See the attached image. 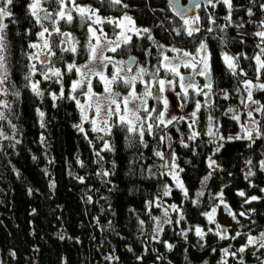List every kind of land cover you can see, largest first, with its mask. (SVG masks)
<instances>
[{"label": "trees", "instance_id": "16d2710c", "mask_svg": "<svg viewBox=\"0 0 264 264\" xmlns=\"http://www.w3.org/2000/svg\"><path fill=\"white\" fill-rule=\"evenodd\" d=\"M28 2L13 0L9 6L13 17L5 20L9 25L11 78L21 95L19 98L7 97L12 105L9 119L16 125L15 133L7 120L0 122V130L20 140L19 144H15L14 140H0L1 264H219L223 248L231 246L230 251L236 252L246 242L243 234L256 235L264 229V192L260 191L264 188V171L259 166V162L264 160V138L256 140L252 147H248L249 141L246 140L226 142L220 152L213 154L217 144L210 143V137L205 134L209 115L214 118L213 123L219 122L220 135L229 137L237 134L240 125L230 118L232 113L225 114L229 107L237 110L241 122L248 120V109L241 103V97L245 94L235 91L237 80L225 68L220 53H244L251 57L258 51L255 47L258 39L253 33L257 31V23L264 20V12L259 9L260 0H233L235 10L232 21L241 20L246 31L243 33L223 19L227 10L222 4L207 11L202 4L194 13L201 17L202 31L191 39L177 37L172 31L179 27L181 21L173 14L166 0H123L127 8L112 7L102 0H78V3L100 8L105 16L120 17L127 13L138 26L151 29L154 39L166 47L194 50L192 41L207 37L215 69L213 79L216 94L211 99V106H207L202 96L190 98L183 106L184 110H189L193 109L197 100L202 103L195 129L200 133L199 137L194 141L188 140V123L180 121L168 129L158 130L155 138L146 137L148 148L139 145L130 147L124 133L115 130L114 136L105 137L111 140L115 151L103 152L104 160L99 163L96 162L95 151L101 148L102 141L97 140V134L91 131H88V139H85L84 134L74 127L81 122L75 103L60 99L53 106L50 92H59L60 86L53 82L42 83L43 99L24 87L25 65L28 63L25 53L31 51L27 45L36 41L35 33L40 30L28 13ZM46 6L51 10L56 7L52 3ZM248 8H252L254 16H247ZM209 14L214 15L215 25L209 24ZM13 19L17 22L12 23ZM249 20L253 22L248 23ZM220 26H225V31H220ZM208 27H213L215 31L207 33L204 29ZM61 28L71 31L81 44L85 42L86 30L78 22L73 25L62 22ZM105 30L112 34L110 25ZM146 49H151V56L145 55ZM56 51L59 54V49ZM62 55L64 59L56 66L63 69L65 62H71L73 57L70 53ZM132 55L151 68L156 63L157 49L146 39L134 38L133 46L115 54L124 60ZM85 58L86 53L81 50L75 59L82 64ZM240 65L248 73L247 79L255 80L254 63L241 58ZM75 78L74 74L65 76L66 92ZM98 87L100 84H95L97 90ZM225 90L229 92L228 100L222 98ZM254 99L264 105V92H255ZM37 108L45 113L43 128L40 127ZM253 116L260 121L261 131L264 132V115L254 112ZM84 127L90 129L89 124ZM163 132L171 135L170 142L159 143ZM41 136L44 137L43 142ZM181 139L189 145L187 148L181 144ZM168 143L171 144L170 148ZM154 150L163 151L169 158L175 152L176 163L184 169L180 177L188 189L189 199L186 200L175 188L170 177L160 175L166 169L160 167L163 162L153 155ZM209 156L217 162L215 170L208 167ZM78 160L83 162V167ZM248 160L252 161L251 165L246 164ZM249 168L255 174L246 179ZM101 169L110 171L111 175L98 176L97 172ZM210 171L212 175L203 188L204 195L194 206L191 201L195 199V189L198 190L204 175ZM77 177H83L84 182L81 183ZM52 183L55 184L54 188L50 187ZM165 183L173 188L169 197L162 196ZM239 191H244L246 197L255 195L260 199L246 204V197L237 195ZM221 192L223 200L236 214V220L231 218L229 226L218 221L216 223L228 229L229 237L236 232L242 233L235 240L217 237L214 234L215 224H209L202 214L211 210L216 204L215 197ZM89 196L91 202L88 201ZM157 196H160L163 207L173 203L181 206L185 219L176 224L180 213L171 211L169 219L173 223L164 224L163 231L154 239L156 226L152 217H160L163 207H152L149 214L146 204ZM222 210L226 209L222 206ZM240 212H249L250 215L245 218L239 215ZM139 220L145 221L143 227ZM195 226H200L207 233L204 240L195 235L192 230ZM210 228L213 232H208ZM181 230L187 231V238L181 234ZM157 239L167 241L174 247L169 251L162 242H156ZM213 249L216 251L213 252ZM254 251L249 248L243 254L238 253L236 258L229 256L225 259L228 264H238L241 257L244 264H261L264 250L255 255ZM109 256L114 259H106Z\"/></svg>", "mask_w": 264, "mask_h": 264}, {"label": "snow or ice", "instance_id": "6c2138e0", "mask_svg": "<svg viewBox=\"0 0 264 264\" xmlns=\"http://www.w3.org/2000/svg\"><path fill=\"white\" fill-rule=\"evenodd\" d=\"M102 2H106L112 7H128L127 4L123 3V0H102ZM49 3L56 5L54 10L46 7ZM12 4L13 0H0V122L7 120L13 133H15L16 125L12 124L9 119L12 105L7 97L14 96L19 98L21 93L11 78L7 33L9 25L5 23L6 19L13 17L9 7ZM202 4L205 11L208 8L215 9L217 5L222 4L227 10V15L223 19L228 22L229 26L233 25L232 14L235 10L233 0H196L193 8L180 7L175 0H170L174 15L181 21L179 27L172 29L177 37L186 36L191 39L201 33V17L198 14L189 15V13L193 9L199 10ZM27 9L35 25L40 30L35 33L38 42H29L27 45L28 49L34 51L25 53L28 63L25 65L27 71L23 77L26 82L24 87L28 88L37 98L43 99L45 93L41 88L42 83L53 82L60 86L59 92H50L53 106H56V101L60 99H67L75 103L80 113L81 122L74 125V127L84 134L85 139H88V131H91L97 134V140L102 141L101 148L95 151V156L98 158L97 163L104 160L103 152L115 151L111 140L105 139V137L114 136L115 130L124 133V138L130 147L139 145L143 148H148L149 144L146 137L155 138L158 130L168 129L180 121L188 123L190 132L187 137L188 140L194 141L199 137L200 133L195 129L199 120L198 113L203 106L201 102L199 100L196 101L194 110L187 117L172 115L169 112V98L166 93L175 92L177 98L182 102L181 107L185 106L183 102L188 101L192 94L203 96L207 106H211V99L216 94L213 79L215 69L207 37L198 41L193 40L194 50L177 46L166 47L154 39L151 29L138 27L133 17L127 13L120 17L105 16L100 8L78 3V0H29ZM259 9L264 12V0H260ZM246 14L249 17L255 15L252 8H248ZM208 21L210 25L216 24V19L212 14L208 15ZM16 22V20H12V23ZM62 22L66 25H73L78 22L79 26L86 30L85 42L81 44V41L71 31L63 30L61 28ZM252 22L251 20L248 21V23ZM105 25L111 26V35L105 30ZM235 26L244 27V24L241 23ZM204 31L213 33L215 29L208 27ZM220 31H225V26H220ZM253 36L258 39V43L255 46L258 51L253 56L249 57L244 53L232 55L224 51L220 53L225 68L237 80L235 91L245 94L241 97V103L248 109V120L241 122V117L237 110L229 107L225 114L232 113L230 118L240 125V133L235 136L224 137L219 134V122L213 123L214 118L209 115L208 128L205 134L210 137V143L217 144L213 154L220 152L226 142L246 140L249 141L248 147H252L256 140L264 138V132L260 128V121L253 116V112L264 115V105L254 99L255 92H264V82H262V77H264V20H260L257 23V31L253 33ZM53 37H58L59 39L54 40ZM134 38L139 40L146 39L151 43L152 47L157 49L156 63L152 64L151 68L132 56H129L127 60L116 58L115 54L118 51L133 46ZM240 42L244 43L243 40ZM56 49H59V54ZM81 50L86 53L83 64L77 63L75 59L81 54ZM64 53H70L73 59L71 62H65L62 69L56 65L64 59L62 55ZM108 53L113 55H108ZM145 55L151 56V49H146ZM241 58L251 60L254 63L255 80L247 79L248 73L240 65ZM182 69L187 70L188 74H185ZM69 74H74L76 78L71 81L66 92L64 80L65 76ZM240 77H245V79L241 80ZM94 80L99 82L102 91L95 89ZM200 80L203 83H200ZM177 88L179 89L178 91H176ZM222 98L224 100L230 98L227 90L224 91ZM149 101H155V103L150 104ZM253 105H256V107L253 108ZM36 111L40 118V127L43 128L45 127V113L39 108ZM85 124H89L90 129H85ZM171 139L172 137L169 133L163 132L160 135L159 143L170 142ZM0 140H14L15 144L20 143V140L15 139V135L8 136L2 130H0ZM43 140L44 137L41 136V141L43 142ZM89 143L92 144V141L89 140ZM181 144L185 148L189 146L183 139H181ZM168 147H171L170 143H168ZM153 155L163 162L160 167L166 169L160 175L170 177L175 184V188L180 190L186 200L189 199L188 189L180 177V173L184 169L180 168L176 163L175 152L171 153L170 158L160 150H154ZM77 162L83 167L82 161L78 160ZM246 164L251 165L252 161L248 160ZM113 166L115 165L113 164ZM259 166L264 171V160L259 162ZM208 167L212 170L218 167L216 160L212 156L208 157ZM149 171H151L150 168ZM254 174L249 168L245 178L247 179ZM97 175L108 177L111 173L108 170L101 169V171L97 172ZM211 175L212 172L210 171L208 175L203 177L201 180L203 186L207 185ZM77 179L81 183L84 182L83 177H77ZM50 187L54 188L55 184H50ZM260 191L264 192V188L260 189ZM172 192V186L165 183L162 196L169 197ZM195 195L196 199L191 201L194 206L198 205L199 198L204 195V191L201 189ZM237 195L246 197L244 191L237 192ZM160 199V196H157L155 200L147 202L146 207L149 209V214L152 207H163ZM215 199L219 200V204L202 214L206 217L209 224H215L216 231L214 234L217 237L221 240L229 238L235 240L242 233L236 232L235 235L229 237L228 229L222 228L219 223H216L215 217L217 208L221 205L232 216L233 220H236V214L232 212V209L223 200V192L217 194ZM259 199L260 197L253 195L246 197L244 203L250 204ZM88 201H92L91 196L88 197ZM169 209L172 212L180 213L179 220L175 221L176 224L185 219L181 206L173 203L164 207L161 217H152L156 222L154 239L163 231L162 226L164 224L173 223L168 218L170 216ZM251 211H254V209ZM239 215L248 218L250 213L240 212ZM139 223L143 227L145 221L139 220ZM192 230H194L195 235L200 240H204L207 235L200 226H195ZM208 232H213V229H208ZM181 234L187 238V231L181 230ZM243 235L246 236V242L236 252L230 251L231 246L221 250L222 258L219 264H228L226 257L236 258L238 253L243 254L249 248L255 250L253 252L254 255L256 252L264 250V232H261L258 236L248 233ZM156 242H162L169 251L174 247L167 241L157 239ZM201 246L203 247V245ZM215 251L213 249V252ZM257 258L260 259V257ZM106 259L111 261L114 258L109 256ZM138 259L140 258L138 257ZM238 264H244L242 257L239 259ZM261 264H264V259H261Z\"/></svg>", "mask_w": 264, "mask_h": 264}, {"label": "rangeland", "instance_id": "374dc122", "mask_svg": "<svg viewBox=\"0 0 264 264\" xmlns=\"http://www.w3.org/2000/svg\"><path fill=\"white\" fill-rule=\"evenodd\" d=\"M47 7V6H46ZM242 22H241V20H239V19H236V20H233V25H234V27L237 29V31L238 32H240V33H243V32H246L245 31V29H244V27H236L235 25H239V24H241ZM252 33V32H251ZM34 42H38L37 40L36 41H34ZM31 51H34V50H32L31 49ZM108 55H110L109 53H108ZM169 55H171V53H169ZM117 59H121V58H119V57H116ZM83 64V63H82ZM182 71H184L185 72V74H188V73H186V71L187 70H183L182 69ZM93 83H94V86H95V84H96V86H98L99 85V82L98 81H96V80H94L93 81ZM122 87V86H121ZM139 87V86H138ZM99 88V87H98ZM96 89V88H95ZM97 90V89H96ZM179 89L177 88L176 89V91H178ZM97 91H102V88H101V86H100V88L97 90ZM166 95H167V97L169 98V112H170V114H172V115H177V116H185V117H187L193 110H194V108H195V106L193 107V109L192 108H190L189 110H184L183 109V107H181V101L177 98V96H176V94H175V92H168V93H166ZM193 97H195V95L194 94H192L191 96H190V98L192 99ZM203 97V96H202ZM204 98V97H203ZM81 99H83V98H81ZM149 103L150 104H154L155 103V101H149ZM184 104L186 103V102H183ZM202 104V103H201ZM253 108H255L256 107V105H253L252 106ZM240 111V110H239ZM254 113V112H253ZM207 128H208V125H207V127H206V131H207ZM238 133H240V126H239V131L237 132V134ZM236 134V133H235ZM236 134V135H237ZM204 176H206V175H204ZM171 180V179H170ZM203 188H204V186L202 185V184H200V187H198L197 189L198 190H196L195 189V194H196V192H198V191H200L201 189L203 190ZM195 199H196V195H195ZM216 204H214V206L215 205H217V204H219V200L218 199H216V202H215ZM168 206V204H166V207ZM164 208V207H163ZM163 208H162V212H163ZM171 212V209H169V213ZM162 215H160V217H161ZM156 217H159V216H156ZM216 217H217V219H216V222L218 221L220 224H225V225H230V223H231V218H232V216L231 215H229L228 214V212H227V210H225V211H223L222 210V205L220 206V207H218L217 208V213H216ZM168 218H170V217H168ZM154 225L156 226V222L154 221ZM261 232H264V229L261 231ZM260 232V233H261ZM260 233H258V234H256V235H254V236H258ZM264 259V258H263ZM0 264H1V261H0Z\"/></svg>", "mask_w": 264, "mask_h": 264}, {"label": "water", "instance_id": "95a60500", "mask_svg": "<svg viewBox=\"0 0 264 264\" xmlns=\"http://www.w3.org/2000/svg\"><path fill=\"white\" fill-rule=\"evenodd\" d=\"M175 2L178 3L180 7L193 8V5L196 2V0H175ZM166 3L171 8V10L174 14V9L170 5V0H166ZM208 10H209V8H208ZM194 13H195V11L193 9V11L189 13V15H193ZM132 57H135V56H132Z\"/></svg>", "mask_w": 264, "mask_h": 264}, {"label": "flooded vegetation", "instance_id": "af4514ba", "mask_svg": "<svg viewBox=\"0 0 264 264\" xmlns=\"http://www.w3.org/2000/svg\"><path fill=\"white\" fill-rule=\"evenodd\" d=\"M194 11H195V9H194ZM107 25H105V27H106ZM138 26V25H137ZM138 27H140V26H138ZM141 28H144L143 26H141ZM110 34V33H109ZM111 35V34H110ZM132 56H134V55H132ZM136 57V56H135ZM127 60V59H126ZM186 73H187V71H186ZM199 79V78H198ZM200 83H203V81L202 80H200Z\"/></svg>", "mask_w": 264, "mask_h": 264}]
</instances>
